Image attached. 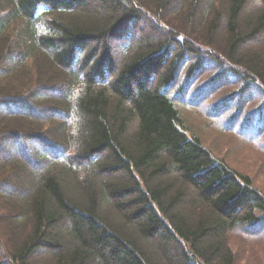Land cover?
Listing matches in <instances>:
<instances>
[{"label":"trees","instance_id":"1","mask_svg":"<svg viewBox=\"0 0 264 264\" xmlns=\"http://www.w3.org/2000/svg\"><path fill=\"white\" fill-rule=\"evenodd\" d=\"M238 235L264 239V0H0V264H236Z\"/></svg>","mask_w":264,"mask_h":264},{"label":"rangeland","instance_id":"2","mask_svg":"<svg viewBox=\"0 0 264 264\" xmlns=\"http://www.w3.org/2000/svg\"><path fill=\"white\" fill-rule=\"evenodd\" d=\"M253 6L259 7L260 4L258 2L253 1ZM246 12L249 13L250 9L249 10L246 9ZM251 49H253V47L247 48L246 50L248 51ZM192 112H193L192 117L193 119L196 120V122L193 120L190 121V119L184 116V119L185 118L188 119L187 122H189V124L193 125L197 130H200V131L203 130L204 126L206 125L209 129L214 130L213 132L215 133L216 138L219 137V134H218V132H220V127L218 126L220 124L219 120H212L208 118L207 115L204 117L203 120H200L198 118V114L195 111H192ZM200 131L199 133H201L202 135V132ZM224 140L231 141L232 143L235 142V144L238 145L240 151L238 153V157L234 159V162L240 163L238 167L242 168V166H245L244 162L251 164L254 162H258V160H260L258 157H255L254 155H252L254 146L253 147L251 146L253 144H247L246 142L241 140L240 137L237 139L225 138ZM206 141H209L210 145L211 144L215 145V148L217 147L215 144L216 140L213 135H211V137H208ZM255 158L258 160H256ZM256 169H258V166H256ZM243 170H246V169H243ZM250 170L253 172V170H255V167H252ZM231 238L233 239V240L231 239V246L237 255L236 264H264V239L261 240L260 238L262 244L259 243L261 247H258L255 243L253 244V242H249L250 240H246L241 235H238L236 237H231Z\"/></svg>","mask_w":264,"mask_h":264}]
</instances>
